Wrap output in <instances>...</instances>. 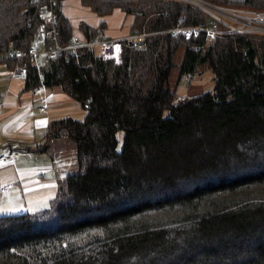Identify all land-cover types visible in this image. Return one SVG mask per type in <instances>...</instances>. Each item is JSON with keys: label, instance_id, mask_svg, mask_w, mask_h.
Segmentation results:
<instances>
[{"label": "trees", "instance_id": "trees-1", "mask_svg": "<svg viewBox=\"0 0 264 264\" xmlns=\"http://www.w3.org/2000/svg\"><path fill=\"white\" fill-rule=\"evenodd\" d=\"M80 1L100 17L133 15V31L148 36L136 51L126 43L121 63L84 49L69 63L27 64L26 90L59 86L87 114L50 125L43 150L68 138L78 171L50 208L0 216V264H264V35L185 41L162 32L207 24L192 5ZM207 1L264 11V0ZM49 2L0 0V54L43 39ZM54 2L69 45L74 27ZM79 28L92 39L106 23ZM180 49L181 76L209 66L214 93L176 99Z\"/></svg>", "mask_w": 264, "mask_h": 264}, {"label": "crops", "instance_id": "crops-1", "mask_svg": "<svg viewBox=\"0 0 264 264\" xmlns=\"http://www.w3.org/2000/svg\"><path fill=\"white\" fill-rule=\"evenodd\" d=\"M63 12L78 39H85L79 28L82 22L91 27L105 22L103 31L107 37L125 38L134 32V16L119 9L100 17L80 0H64ZM10 71L9 65L0 62V154L15 150L19 156L12 164H0V185L6 186V191L0 193V212L36 213L51 207L59 181L67 176L61 174L57 165L63 145H56L55 141L57 151L43 150L50 125L68 117L82 121L87 113L61 87L28 91L24 79L11 80Z\"/></svg>", "mask_w": 264, "mask_h": 264}, {"label": "built area", "instance_id": "built-area-1", "mask_svg": "<svg viewBox=\"0 0 264 264\" xmlns=\"http://www.w3.org/2000/svg\"><path fill=\"white\" fill-rule=\"evenodd\" d=\"M41 6L39 13L44 19L45 32L41 41L34 42L28 49L22 50L10 47L8 51L0 54V62L15 61V66L11 69V80H22L27 74V64L39 65L41 59L53 60L65 57L69 63L72 58L80 57L84 49L99 48V54L105 59L114 60L121 63L125 44L129 43L131 49L136 51L143 47L148 34L133 32V35L125 38H113L104 35L102 29H98L99 37L92 39H78L69 45H62L58 39L56 27V17L54 0ZM137 1V0H129ZM180 3L192 5L203 11L208 18L205 25L178 26L176 28L163 31L173 38H182L185 41H198L202 36L207 42H214L224 35H264V11L232 9L220 6L207 0H173ZM48 40V42H47ZM19 152L12 150L0 154V164L8 165L16 161ZM6 191V186L0 185V193Z\"/></svg>", "mask_w": 264, "mask_h": 264}, {"label": "rangeland", "instance_id": "rangeland-1", "mask_svg": "<svg viewBox=\"0 0 264 264\" xmlns=\"http://www.w3.org/2000/svg\"><path fill=\"white\" fill-rule=\"evenodd\" d=\"M93 1H97L100 3H119V2H127L129 0H93ZM213 3L218 4L220 6H225L226 8L243 9V10L249 9V8H244V7H240L237 5L227 6V5L216 3V2H213ZM249 10H254V9H249ZM39 41H41V39L39 40V38H37L35 39L34 42H38L41 46H43L44 44ZM183 58H184V50L180 49L176 55L174 67L171 71L170 80H169L170 88L176 91V99L179 101L185 98L195 97V96H199L205 93H214L215 92V79H214V73L210 69V67L201 66L199 70H197V72L192 77L187 76V75L181 76L180 69H181ZM43 62H44V59H41L39 61V65H41ZM80 106L82 105L80 104ZM80 109L84 110L83 107H80ZM123 135L124 133L122 132L118 134L120 141H122ZM55 144L63 145V147L60 150L63 153L62 159H60V161L58 160L59 164H57L59 165V168H60L59 170L61 171V174L64 176V175H70V174L77 173L78 166H77L76 150L71 145V140L64 137L62 139H58L55 142ZM10 211L11 210L3 211L2 214L0 212V216L16 215V214H20L21 212L19 211L18 213H14V212L12 213ZM21 213H26V212H21ZM29 213H34V212H29Z\"/></svg>", "mask_w": 264, "mask_h": 264}]
</instances>
